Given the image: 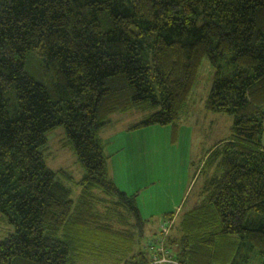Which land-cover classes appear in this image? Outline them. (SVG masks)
Masks as SVG:
<instances>
[{"label":"trees","instance_id":"16d2710c","mask_svg":"<svg viewBox=\"0 0 264 264\" xmlns=\"http://www.w3.org/2000/svg\"><path fill=\"white\" fill-rule=\"evenodd\" d=\"M206 58V109L231 132L201 165L202 201L150 243L162 235V264H264V0H0V213L15 227L0 264H81L109 245L115 264H147L148 220L100 131L133 110L132 128L176 126ZM58 127L85 169L76 202L44 158Z\"/></svg>","mask_w":264,"mask_h":264},{"label":"rangeland","instance_id":"374dc122","mask_svg":"<svg viewBox=\"0 0 264 264\" xmlns=\"http://www.w3.org/2000/svg\"><path fill=\"white\" fill-rule=\"evenodd\" d=\"M216 71L206 58L200 67L197 82L186 109L182 113L181 121L176 126L154 124L137 129L120 128L129 119L137 117V121H141L142 115H138L141 113L133 110L125 115H116L111 125L101 129L100 137L105 144V153L109 158L113 157L110 163L116 167L120 175L122 174V177L119 176L120 181L129 192L124 191L137 195L142 216L149 220L146 229L147 238L142 240L137 247L135 246L136 256L139 255L138 257L141 258L137 260L141 262L144 258L140 252L146 255L147 264H162L161 260L163 262H166L164 259L169 260L164 256L167 249L165 248L166 242L163 241L164 239L161 240L162 235L155 247L151 246L150 242L153 239L151 237L160 233L161 222L166 221L173 214L178 216L181 212L183 214L191 208L192 200L196 199L202 185V178H199L194 189L196 181L193 183V176L197 170L199 175H202L200 169L205 160L204 155L214 144V140L230 135L233 117L213 113L205 107ZM188 112L190 113L186 117ZM209 115L221 118V121L214 124V132L209 130L205 137L201 134L199 127L210 118ZM226 118L230 119L229 124H226ZM210 127L211 124L208 125V128ZM47 137L48 142L43 151L46 164L57 172L60 181L71 189V198L76 202L81 195L82 187L79 181L83 179L85 169L78 160L72 145L67 143L63 127L50 131ZM202 199L200 198L198 203ZM13 232H15V227L8 223L0 213V240ZM107 237L110 238L109 235ZM84 244L86 243L83 242L81 247ZM109 246L98 247L95 253L79 250L77 255L83 258L81 264H115L111 258L113 250ZM131 256L125 260L130 259ZM106 259L108 261H105ZM249 264H261V260L255 256Z\"/></svg>","mask_w":264,"mask_h":264},{"label":"crops","instance_id":"0c3cea01","mask_svg":"<svg viewBox=\"0 0 264 264\" xmlns=\"http://www.w3.org/2000/svg\"><path fill=\"white\" fill-rule=\"evenodd\" d=\"M189 105V104H188ZM205 107H206V103H205ZM131 112V111H130ZM130 112H128V113H130ZM200 112H203V111H200ZM128 113H124V114H121V113H118V114H121V115H125V114H128ZM137 113H139V112H137ZM189 113L190 112H188L187 113V115H186V117L189 115ZM118 114H114V115H112L111 116V120H110V122L107 124L108 126L109 125H111L113 122V119H114V117H116V115H118ZM138 115H142V118L144 117V115L145 114H138ZM209 117L210 118H208V119H206L205 120V122H204V125L203 126H200L199 127V130H201V134L203 135V136H207V134L206 133H208L209 132V130H210V132H214V128H213V126H214V124H218L220 121H221V118H218V117H212L211 115H209ZM142 120V119H141ZM184 121H185V119H183ZM190 121V120H189ZM191 121H193V120H191ZM120 122V121H119ZM138 122H140V121H137V117H136V119H129L127 122H124L122 125V127H120V128H123V129H130V128H132L135 124H137ZM229 122H230V119L229 118H226V124H229ZM185 123H186V121H185ZM199 123L197 122V125H198ZM209 124H211V127L210 128H208V125ZM106 125V126H107ZM106 126H104L103 128H106ZM232 127V126H231ZM102 128V129H103ZM231 129V128H230ZM101 132V131H100ZM226 136V135H225ZM224 136V137H225ZM222 138V139H216V140H214L213 142H214V144L213 145H211V148L206 152V154L204 155V158L206 159V157H207V153L211 150V149H213L214 148V146L218 143V142H220V141H222V140H224V139H226V138H228V137H225V138ZM212 142V143H213ZM110 159H113V157H111L110 156V158H109V156H108V171H109V174H110V177L114 180V182L117 184V186L122 190V191H124V190H126L127 191V189H126V187H123L124 185H122V183H121V181H120V177L119 176H121L122 177V174L120 175V173L117 171V169H116V167L112 164V163H110ZM124 178V177H123ZM199 178H202V185L200 186V188H199V190H198V193H197V196H196V199H194V200H192V203H191V208L189 209V210H191V209H193L195 206H197V204H198V202H199V199L200 198H203V185H204V182H205V177L204 176H202V175H199V171L197 170V172H196V174L193 176V183H194V181H196L195 182V186H194V189H195V187H196V185H197V183L199 182ZM130 179V178H129ZM128 179V180H129ZM125 192V191H124ZM127 192H129V191H127ZM127 192H125V193H127ZM131 192V191H130ZM128 194V193H127ZM128 195H135V193L134 194H128ZM137 196V195H136ZM138 203V202H137ZM189 206V205H188ZM188 206H187V208H188ZM188 210V211H189ZM141 211V210H140ZM187 212V211H186ZM186 212H184V213H186ZM182 213V212H181ZM179 214L178 216L176 215V214H173V215H171L170 217H168V222H167V220L166 221H164V222H161V225H160V229H161V231H164L163 229H164V227H165V229H167V232H165V233H168L169 232V230H170V227H171V225H174V224H176V223H179L180 222V220H181V217H182V215L184 214ZM142 214V213H141ZM147 220V219H146ZM149 221V220H148ZM147 226H148V223L146 224V229H147ZM160 231V232H161ZM145 234H146V232H145ZM147 238V237H146Z\"/></svg>","mask_w":264,"mask_h":264},{"label":"built area","instance_id":"2783aa9c","mask_svg":"<svg viewBox=\"0 0 264 264\" xmlns=\"http://www.w3.org/2000/svg\"><path fill=\"white\" fill-rule=\"evenodd\" d=\"M163 230H164V232H167V229H165V227H164V229H163Z\"/></svg>","mask_w":264,"mask_h":264}]
</instances>
